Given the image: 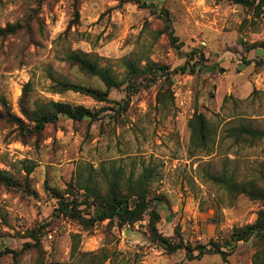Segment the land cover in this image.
<instances>
[{"label":"rangeland","instance_id":"1","mask_svg":"<svg viewBox=\"0 0 264 264\" xmlns=\"http://www.w3.org/2000/svg\"><path fill=\"white\" fill-rule=\"evenodd\" d=\"M137 1L0 0V29L14 30L0 36V170L12 182L0 183V250L19 253L1 256L0 264H253L264 243L256 236L238 242L226 262L213 252L216 245L226 250L236 228L254 223L264 202L232 195L210 179L226 172L264 190V140L248 147L228 137L240 123L264 131V6ZM75 51L121 80L129 60L169 73L151 72L132 94L128 83L111 89L105 102L56 92L58 81L106 90L69 61ZM52 100L99 111L101 119L62 117L35 137L10 120H25L26 105ZM197 114L211 125L206 149L191 143L189 122ZM145 168L158 231L208 253L195 251L191 259L185 250L168 252L151 240L148 214L122 228L116 220L86 227L54 217L57 194H79L78 208L88 216L95 209L80 184L93 178L105 191L110 171L136 180ZM42 225V247L24 249L31 242L26 232Z\"/></svg>","mask_w":264,"mask_h":264},{"label":"trees","instance_id":"2","mask_svg":"<svg viewBox=\"0 0 264 264\" xmlns=\"http://www.w3.org/2000/svg\"><path fill=\"white\" fill-rule=\"evenodd\" d=\"M120 2L137 1V0H117ZM236 4H241L246 7L261 9L264 6V0H232ZM143 7L147 4L136 2ZM150 9L155 8L154 4H148ZM13 27L0 29V36L7 32L13 33ZM177 41V37L173 38ZM204 58V55L202 54ZM69 61L78 65L86 74L98 78L106 87V90L95 89L83 85L73 84L66 81L56 82V92H74L93 98L98 102H105L108 99L109 91L114 88H119L125 83H128L127 90L130 94L139 90L135 82L143 79L144 76L150 74L152 69L150 66L141 67L137 62L129 60L125 62L126 76L120 79L110 68L102 67L99 63L89 58L82 52H72L68 56ZM155 65V64H154ZM184 67L182 71H186ZM153 74L161 73L168 75V71L160 68L152 72ZM155 78L153 80L155 81ZM125 108H118L120 112ZM22 114L25 120L15 118L10 115V120L18 125L20 131L27 136H40L45 127L49 124L57 123L62 117L73 121H98L101 119L99 111H93L83 105H73L61 101H47L34 104L33 108L27 105L22 108ZM189 126L191 129V143L194 147L206 149L211 140V125L204 114H197L190 120ZM228 137L233 139L236 145H247L253 147L264 140V131L252 127L250 124L240 123L237 126L228 128ZM152 172L148 168L136 180H124L121 171L112 170L103 178L107 189L102 190V186L96 184L93 178H88L83 184H80L79 191H84L83 197H86L89 205L94 207V214L84 215L78 208L79 194L71 192V198H65L63 194H57L58 207L55 209L54 217L67 216L76 219L81 225L92 227L97 222L105 220L117 221L119 228L127 225H134L142 221L144 217L149 215L148 230L151 240L161 245L170 253L179 250H185L186 255L192 259L194 252L198 251L201 255L208 253L205 246L193 247L189 244L172 242V239L164 237L157 228V223L160 221V215L156 209H151V201L149 199V185ZM214 184L219 185L225 191L232 195H247L252 200H261L264 202V190L257 187L253 180L238 181L232 175L224 172L219 176H210ZM0 183L12 185V182L6 172L0 170ZM70 192H67L69 194ZM46 225L32 229L24 235L31 242L25 244L24 249L42 247V235ZM253 236L258 237L264 242V210H260L256 221L241 228H236L225 242L226 250H223L221 245H216L213 252L220 254L226 262L230 252L233 251L234 245L241 241H248ZM258 248L254 254L253 264H264V243ZM6 254H13L16 257L19 253L12 250H0V257ZM107 257V256H106ZM105 257V258H106Z\"/></svg>","mask_w":264,"mask_h":264}]
</instances>
